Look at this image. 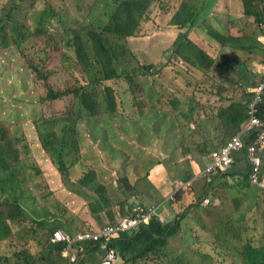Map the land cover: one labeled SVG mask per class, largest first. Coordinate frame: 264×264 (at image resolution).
<instances>
[{"label": "rangeland", "instance_id": "rangeland-1", "mask_svg": "<svg viewBox=\"0 0 264 264\" xmlns=\"http://www.w3.org/2000/svg\"><path fill=\"white\" fill-rule=\"evenodd\" d=\"M151 2L152 5L147 11L146 17L142 19L136 37L127 41V47L134 60L128 54L124 56L122 62L119 64L120 71L125 70L129 75H132L138 70L137 64L143 67H153L149 72H146L144 76L138 77V85L133 87L135 94L140 97V103L152 107L153 101L157 97L155 83L161 82L162 67L166 64H171L173 68L176 67L174 64L176 63L177 68L169 69L173 72V75L177 76V79L178 75H186L185 77H179L181 81L179 96L187 101L194 97L209 101L212 92L215 91L212 88L213 72L215 69L210 73L203 72L204 74H198V72L195 71L197 69L193 67L188 68L180 59L173 58V44L181 33L187 32L186 29L180 30L178 26H173L174 17L179 16L184 10L191 12L192 16L196 15L203 8L206 0H151ZM233 2L238 3V7L235 8L238 9L237 15L240 17L243 16L246 19L242 21L241 19L236 20L233 18L232 21L231 18H220L219 15H214L212 18L208 17L207 24L209 25L210 33H215L212 28H214V20H216L219 22L218 26L222 27V32L224 31L225 34H229L231 30L235 29V33L244 35V42H240V40L231 41V47L233 49H238L235 48L237 46L241 48L245 47V45L251 47L252 44H258L256 40L254 42L252 38L254 35L260 33L258 30L259 23H257V18L245 15V10L242 9L241 6V0H233ZM111 4V0H26L25 2L23 0H0V20L2 21V23H0V31L3 30L0 34V122L3 123L2 125L0 124V138H2L3 133L6 132L7 138L13 140L8 129L12 130L15 135H17L21 131L18 129L21 128V138L26 142L27 137L23 135L26 133L32 146L37 150L41 142L36 132L35 121L44 116H54L66 112L72 108L74 102L73 96H68L65 99L49 104L42 101L44 92L40 90H38V92L36 90L34 86L35 77H33V72L29 67L28 61L16 44V35L13 33V30L7 27L9 21L8 14L11 12L16 13L18 24L24 26L26 36H29L33 41L44 36H55L60 40L61 44L67 46L72 39L70 32H77L82 29L88 52L92 54V48L88 40L89 29L92 28L97 30L99 24L103 26L108 24L109 19L105 16V13L108 12L107 9ZM48 8H51L50 10L61 15L63 21H65V27L60 25L56 19H52L44 24L42 30L38 32V24L36 21L39 15L48 10ZM213 9L215 13V9H221L222 11L228 9L227 1L216 0ZM244 22L246 23V28L243 30L238 29L237 24ZM4 27H6L5 30ZM203 29L200 37H204V42L200 41L198 44L201 49L210 54V51L214 50V48L210 46L213 42L212 37ZM105 38L109 44L119 49L112 35L105 36ZM221 45L223 48L226 46L225 44ZM259 48V45L254 47L253 54L251 55L234 51V54L237 56L241 55L244 59L249 61L250 70L248 72L252 76V81L249 85L248 94L253 93L254 85L262 78L261 73H254L256 64L264 66V52L263 54H259ZM216 55L217 53L210 54L209 57L216 58ZM232 59L239 65V62L235 58ZM212 60L214 61L215 68H217L216 66L219 61L215 59ZM140 68L141 67H139V70ZM177 70H182L183 74L177 73ZM225 70H229L227 65ZM49 71L51 76L50 83L55 90L75 88L86 80L82 74V68L78 65L71 49H66L64 60L62 62L56 61L53 63ZM195 75H199V86L195 85ZM233 81V98L236 99L234 96H247L248 94L244 90L245 86L244 88L240 86L238 78H234ZM115 82L116 81L108 82V84L116 86L117 84H115ZM120 82L126 84V92L119 96V99L128 100L131 96L130 92L127 91L129 89V84L125 79L120 80ZM162 94L165 95L163 92ZM168 108L167 113L150 112L147 114L155 120L170 119L171 116H174L173 112L175 108L172 106H168ZM184 109L185 107H182L176 115L181 114ZM190 114L191 117H194L193 111H190ZM100 117L103 118L99 122L95 121L96 125L93 124L92 119L83 118L80 121L83 125L81 126V135L79 138L82 156L97 170L98 181L114 186L116 191L119 179H127L126 175L137 178L135 173L124 172L126 165L131 166V172L132 167H136L138 170L140 167L144 170L142 174L151 173L147 171L155 166L153 163L154 157L143 154L142 149L133 148L128 142V138L134 135V130L143 134L145 127L160 129L161 125L158 124L159 121L151 125L142 123L131 128V124L127 126L122 124L120 127L115 124L123 122L122 117L124 116L109 118L108 115L102 114ZM114 118H117V120H114ZM97 124H101L108 133H112L114 129V133L120 129L123 130L120 132L119 136L117 134H111V137L106 139L104 128ZM171 128L172 126L168 125V129L171 130ZM192 139H194V136H192ZM161 150L162 149H160V151ZM202 150L204 151V148ZM138 154L143 155L136 156ZM12 160H17L16 156H14ZM177 160L178 157L176 156H171L169 160L166 159V162L171 164V168L174 171H180V165L175 163ZM196 164L199 165L200 162H196ZM21 167L27 172L29 171L28 165L26 166L25 163L21 164ZM120 168H123L122 172L119 171ZM45 170L50 172V174L45 176L43 172V177L39 179V182H42L37 185V177L32 175L29 176L30 180L35 184L33 187L34 190L36 192L41 190L40 198L36 196L39 199L38 203L36 204L35 200H31L28 203V209L31 211L29 213H31L32 216L39 215L45 218V207L47 208L49 206L51 209H55L62 217L67 218L69 220L67 222H71L70 220H72L70 215L74 217L76 221L72 220L73 227L71 228L74 232L77 230V227L74 225H79L77 221H82L88 216L89 208L99 206L98 212L96 213H101L103 209L100 204L103 201L102 198H105V200L109 202L112 201L107 195V191H103L102 187H91L90 189L82 190L79 187H73L70 183L65 184L57 168L55 169L52 163H48ZM14 171H16V174L11 173L10 175H6V177L12 176L10 180L12 184L18 183L19 177L23 174L25 175V173L20 172L19 169ZM34 171L36 172V168ZM53 173L56 174L55 178H52ZM194 175L182 176V178L188 180V177H193ZM87 176L88 172L84 174V177ZM49 181H53V183L49 184ZM127 181L128 180H125L124 183ZM198 182H202V179L198 180ZM19 186L18 184L13 186L16 194H18L17 187ZM175 188H178L179 194L184 190L183 188H179V180ZM234 193L238 195V190H234ZM151 194L153 199L151 201L152 205L155 207L159 206V204L154 203L155 200L153 196L157 195L154 187L151 188ZM42 197H47L49 201L42 200ZM54 200L58 202L56 207H53ZM121 201H124L123 197H115L114 202ZM196 203L197 201L193 200V205ZM65 204L68 205V207ZM203 205L204 203L202 202L199 204L198 208L190 210V213H195L196 216L194 214V218L190 217L191 221L185 223L182 227L186 233L192 235L191 242H188L186 246V259L192 258V252H196L197 244H201L200 257L202 260H206L207 257L210 256L212 260L215 258L219 261L226 258L229 264H237L239 260H241L240 255L236 257L233 251L241 252L242 250V243L240 240L235 239V236L239 237L240 231H242L243 234V239L241 240L243 243L251 241L254 245L258 246L247 233V230H240L238 227L232 230L228 229L225 220L216 219V216L210 214L212 210H208V208L211 204L207 207ZM66 210L69 212L68 215H66ZM28 215L29 214H26V216ZM105 216L106 213L93 216V219L100 222ZM159 216L163 223L172 222L167 219L165 209L160 210ZM59 217L60 216H56L57 221ZM5 218L7 219V217ZM83 225V227H86L85 223H83ZM52 226L53 225H51L50 228ZM25 228L31 230L32 222L31 224H26ZM24 230L26 229L19 230V233H21L20 235H13V238L19 242L17 243L18 247H16L10 234L6 231L2 232L3 229L0 228V233L3 237L0 243V256L2 257L0 264H29L20 256V252L28 254L33 260V254L37 253L36 245L32 242L31 244H26V241H32V239L25 240V236H23ZM196 230L200 231V234L196 233ZM194 233L196 234L194 235ZM45 238L46 236H43L42 240H45ZM29 244L30 246H28ZM182 245L181 237L177 239H173L172 237L169 239V248L167 251L168 264H173L171 259L175 256L177 247L180 248ZM216 250H219L221 253L219 257L215 254ZM52 255L53 254H51V256ZM35 258L36 264H45L36 255ZM144 261H146L145 264H159V260L155 255H152V257L150 255L148 258L142 259L138 264H143ZM180 261L183 262L182 260ZM174 264H176V261H174Z\"/></svg>", "mask_w": 264, "mask_h": 264}, {"label": "trees", "instance_id": "trees-1", "mask_svg": "<svg viewBox=\"0 0 264 264\" xmlns=\"http://www.w3.org/2000/svg\"><path fill=\"white\" fill-rule=\"evenodd\" d=\"M23 1L25 2L26 0ZM215 1L216 0H206L203 8L194 16H192L191 12L184 10L179 16L174 17L173 26H178L180 30L186 29L187 32L181 33L173 44V58L180 59L188 68L193 67L204 73H210L215 69L212 79V88L215 91L212 92L210 97H215L219 105L226 107V127L227 130L230 131V137H233L239 132L241 126L248 117L249 101H244V98L249 97V99H251L253 94H248L249 86L244 85V90L248 95L241 96L240 101L234 99L232 96V89L224 84L222 78L224 74L227 73H233L232 77L234 78L236 76L240 60L238 56L234 54V51L251 55L253 54L254 47L246 49L237 46L235 48L238 49H233L231 47V42L227 43L230 37L226 40L225 36L221 35L219 31L212 27L215 33H210L207 18H210L214 13L213 6ZM111 3V6L107 9L108 12L105 13V16L109 19L108 24L106 26L99 24L97 30L92 28L89 29L88 40L92 48V54L88 52L82 29L77 32H70L72 39L67 46H64L55 36H44L33 41L29 36H26L24 26L18 24L17 15L14 12L8 14L9 21L7 23V27H10L16 35V44L23 52L33 72L36 90L44 92L42 101L49 104L65 99L68 96H73L74 102L71 109L54 116L38 118L35 121L36 132L43 150L57 168L65 184L70 183L73 187H79L82 190H87L91 187H102L103 191H107V195L112 201L109 202L105 200V198H102L103 201L100 204L104 210L100 206L102 209L101 213H96L98 212L99 206L88 209L89 213L93 216V213H96L97 216L106 213V216L109 218L105 225L97 229L111 225L118 219L125 217L134 218L136 213L133 211V207L135 205L142 206V202L139 198L137 186H132L129 181L124 183V181L128 179H119L116 191L114 186L98 181L97 170L93 165L87 164L82 157L81 144L79 141L81 135L80 125L82 123L80 121L83 118H90L99 122L103 118L100 117V115L104 114L108 115L109 118L124 116L130 122L139 121L137 125L142 123L151 125L156 121H159L158 124L161 125V120H155L147 113H161L162 111H167L169 109L168 106L175 107L182 104L185 100L179 96L181 87L179 77H185L186 75H178L177 79V76H174L173 72L169 70L177 68V64L174 63L176 67L172 68L171 64H166L162 67L161 82L155 83L157 97L153 101V106L148 107L146 104L142 105L140 103V97L135 94L133 87L138 85L137 78L144 76L146 72H149L153 67H143L137 64V72L129 75L125 70L120 71L119 64L127 54L134 60L127 47V41L136 37L142 19L146 17L152 2L151 0H111ZM242 4L246 16L257 18L259 28V25L263 23L264 19V0H242ZM50 9L51 8H48V10L39 15L36 21L38 24V32L42 30L44 24L52 19H56L60 25L65 27V21H63L61 15ZM0 23H2L1 20ZM200 25H203V30L207 31L212 39L221 44H225V47L231 48V50H233V56L230 57L227 48L224 47L221 52L216 55V58H212L211 56L210 58L207 52L189 40L191 32L200 29ZM5 29L6 27H4V30ZM1 32H3V30L0 31V34ZM109 35L114 37V42L118 45L119 49L107 42L105 36ZM66 49L72 50L78 65L82 68V74L86 80L75 88L55 90L50 83L51 76L49 68L56 61L62 62L64 60ZM263 52L264 51H262V54ZM232 58H235L239 62V65H237ZM212 59L219 61L216 66L217 68H215ZM226 65L229 68L228 71L225 70ZM139 67H141L140 70ZM177 73L183 74L182 70H177ZM122 79H125L129 84V89L127 91L130 92L131 96L128 100L119 99V96L126 92V84L120 82ZM114 81H116V86L108 84V82ZM231 85L232 88H234L233 80ZM162 92L165 93V95H163ZM225 92H230V95H225ZM191 100L199 103L196 97L191 98ZM208 106H210L209 101H207L205 108ZM223 115L224 113L222 110L221 116L223 117ZM0 124L2 125L3 123L0 122ZM8 130L13 140L7 138L6 132L3 133L2 138H0V190L3 189V187H1L2 173L9 170L10 164L8 161L14 157L11 151H14L17 160L24 158L22 163L37 167L35 157L32 155V151L30 152L31 142L28 135L26 133L23 134L27 137L26 142H24L20 134L22 132L21 128L18 129L21 130L20 132L17 130L19 132L17 135H15L12 130ZM160 130L161 127L160 129L145 127L144 133L142 134L140 132V134L142 137L157 133L159 135L161 133ZM256 134L257 133H254L250 139L252 140L255 138ZM87 172L88 176L84 177V174ZM217 178L218 177H214L208 180L204 175L198 174L195 178L188 177V180L182 178L179 179V181L188 184L187 188L190 190L193 188L191 187L193 183L202 179L206 186L203 194L204 198H210ZM116 196L123 197L124 201L114 202ZM42 200L49 201L47 197H42ZM201 200L202 197L197 200L195 205H191L186 211L179 213L178 218H176L174 222L163 223L158 219L152 218L149 224L144 225L136 231L120 234L107 245L104 244V242L86 244L85 251L80 252L83 254L78 263L85 264L88 251L94 249L98 250L97 248L101 247L105 248V250L114 249L117 256L122 259L123 264H137L150 255L151 257L155 255L159 260V264H163L169 248V239L174 237L182 227L181 223L183 217L190 213L191 208H198L199 204H201ZM54 202L55 204L58 203L57 200ZM115 204L119 206L118 212L120 218L118 219L117 215H115L112 210ZM67 221L69 220H59L56 225H53L49 229L45 240H42V234L39 235L36 245L37 253L33 254V260L28 254L23 252H20V256L29 264H36L35 255L45 264H52L53 261L54 264L61 261L63 245L54 244L52 242L54 231L61 229L65 233L74 235L76 231L80 230L77 228V230L73 232L71 230L73 221ZM46 223L47 222L41 221L39 222V226L45 228ZM0 228L6 230L5 223L2 224ZM23 236H25L24 232ZM25 240H31V236H25ZM27 243L31 244V241H26V244ZM30 244L28 246H30ZM15 246L18 247L17 244H15ZM233 252L237 256L240 255L241 262L239 264H264V246H256L251 241H248L243 244L241 252H236L235 250ZM51 254L53 255L51 256ZM1 259L2 257L0 256V260ZM181 260L188 264L185 260Z\"/></svg>", "mask_w": 264, "mask_h": 264}, {"label": "crops", "instance_id": "crops-1", "mask_svg": "<svg viewBox=\"0 0 264 264\" xmlns=\"http://www.w3.org/2000/svg\"><path fill=\"white\" fill-rule=\"evenodd\" d=\"M226 1L228 9L224 11H222L221 9H215L216 13L214 12L210 18H212L214 15H219L220 18H231L232 21L233 18L236 20L241 19L242 21H244L246 19L245 17H240L237 15L238 9L235 8L238 7V3L233 2V0ZM218 23L219 22L214 20V28L219 31L221 35L225 36L226 40L230 37V39L233 40L241 39L240 42L245 41L243 38L244 35L235 33V29L231 30L229 34H225L224 31L222 32V27L218 26ZM237 27L238 29L243 30L244 28H246V23H238ZM203 28V25H201L200 29L194 30L189 35V40H191L198 46V43H200V41L204 42V37H200L202 35ZM260 36L261 35L258 33L254 35V37H252L254 39L253 41L255 42L256 40V42H258L259 44H252L251 47L245 45V47L243 48L249 49L260 45L259 54H261L264 48V42L258 40ZM212 41L213 42L210 46L211 48H214V50H211L210 54H218L223 48L219 42L213 39ZM227 51L229 52L230 57H232L233 50L227 47ZM238 58L240 60V65L238 67L235 78H238L240 86L244 88V85H250L252 81V76L249 72H247V70H250L249 61L244 59L241 55H239ZM263 69V65L259 66L256 64L254 73L260 74L263 72ZM195 71H197L198 74H204L202 71ZM232 76L233 73L224 74L222 80L226 86L232 89L233 93L231 82L234 77ZM198 82L199 75H195V85L199 86L200 84ZM225 95L229 96L230 92H225ZM196 98L199 103L191 99H189L188 101L185 99L182 104L175 106V110L173 112L174 116H171L170 119L161 120V133L159 135L157 133L142 137L139 131L133 129L135 132L134 135L128 138V142L133 148L142 149L143 154L151 155L152 157H154L153 163L155 164V166L147 171L151 173L142 174L144 170L140 167L139 170L136 167H132L131 172L130 165H126V168L124 170V172L135 173L137 175V178H132L129 175H126V178L132 186H137L140 201L146 206L152 205V187L156 189L157 193L156 196H153L155 200L154 203H162L163 200H165L169 195L174 192L177 181L179 179H182V176H191L194 174L195 175L192 178L198 176V174L201 172V170L204 169L206 164L210 162V153L213 150L220 149L221 146L224 145V143L231 138L230 131H228L226 127V107L219 105L216 98L211 97L209 100L210 106L205 108L207 101L198 97ZM235 98L239 101L241 100L240 96H235ZM247 99H249V97L244 98V101H246ZM182 107H185V109L182 111L181 114L176 115L182 109ZM222 110L224 113L223 117L221 116ZM190 111H193L194 117H191ZM161 113H167V111H162ZM92 120L93 124H95L96 120ZM114 120H117V118H114ZM122 121L123 122L119 124L115 122L114 123L119 127L122 124L124 126L131 124V128H133L139 123V121L130 122L125 117H122ZM82 125L83 123L80 125V132ZM97 125L102 126L101 124ZM168 125L172 126L171 130L168 129ZM122 130L123 129H120L116 133H114V129L112 133H108L107 130L104 128L105 137L106 139H108L111 137V134H117L119 136ZM192 136H194V139H192ZM246 142H250V140L247 139ZM203 148L204 151L202 150ZM160 149L162 150L160 151ZM31 151L32 155L35 157V160L37 162V167L30 165L28 166L29 171L27 172L21 167V164H23L22 160L24 158H22L21 160L10 159L8 161L10 164L9 170L3 172L1 176V187H3V189L0 190V225L5 223L6 230L3 229L2 232L6 231L10 234V236L14 240V245L19 242L15 238H13V235H20L19 230L25 229L26 224H31L32 222L33 228L32 230H24L23 232L25 233V236H31V242L37 245L39 235L42 234L43 236H46L51 225H56L59 220H68L67 218H64L60 214H58L55 209H51V207L49 206L47 208L45 207V218L39 215L32 216L31 213H29L31 212L28 209L29 201L35 200L37 204L39 201L38 198H40L41 194V190L39 192H36L34 190L33 187L35 184L30 180L29 176L32 175L37 177L36 185L38 183H41L42 181L39 182V179L43 177V172L45 176L50 174V172H47L45 169L47 168L48 163H52L47 153L43 150L41 144L37 148V150H35L31 144L30 152ZM11 154L15 156L14 151H11ZM143 154H138L136 156H141ZM171 156L178 157V160L175 163H178L180 165V171H174L171 168V164L169 162H166V159L169 160ZM83 160L87 164H91L84 157ZM234 160L235 163L230 171L216 176L218 178L215 180L212 195H210L211 206H209L208 210H212L210 214L216 216V219L225 220L228 229L232 230L238 227L240 228V230H247V233L250 235L252 240L258 244V246H264V192L259 190L254 185L250 184V182L248 181V163L245 157V152L239 151L234 153ZM196 162H200V164L198 165L196 164ZM35 168L36 172L34 171ZM54 168L56 169L55 166ZM16 169H19L20 172H24L26 176L23 174L21 177H19L18 183L12 184L10 182L12 176L6 177V175H10L11 173L16 174V171H14ZM119 171L122 172L123 168H120ZM55 175L56 174L53 173L52 178H55ZM52 183L53 181H49V184ZM17 184L18 186L20 185L19 187H17L18 194H16V191L13 189V186ZM191 187L193 188L190 190L188 188L184 189L175 202L170 201L166 204L164 209L168 220L174 222L176 218H178L179 213L186 211L189 206L193 205V200L197 201L199 198L202 197V203L204 198L203 194L206 189L204 182L202 181L199 183L197 181L193 183ZM234 190H238V195L234 193ZM66 206L68 207V205ZM53 207H56L55 202ZM118 209L119 206L116 204L112 207L114 214L117 215V219L120 218ZM193 209L196 208H191V210ZM26 214L29 215L26 216ZM68 214L69 212L68 210H66V215ZM194 214L189 213L183 217L181 223L182 227L185 223L191 221L190 217L194 218L196 216V214L195 216H193ZM56 216H60L58 221ZM94 216H96V214H94ZM5 217H7V219ZM70 217L72 218V220L76 221L72 215H70ZM108 219L109 218L105 216L103 219H101L100 222L95 221L93 219V215H91L88 210V216L82 221H77L79 225L74 226H76L80 230L88 227L98 228L105 225ZM41 221L47 222L45 225L46 228H41L39 226V222ZM83 223L86 224V227H83ZM182 227L173 237V239L181 237L183 243L180 248L177 247L176 254L171 259V262L173 264L174 261H176V264L184 263V261H180L181 259L185 260V262H187L188 264H229L226 258L224 260L218 261L215 258H213L212 260L209 256L206 260H202L200 257L201 244H197L196 252H192V258L186 259V246L188 242H191L192 235L186 233V231L183 230ZM196 233L200 234V231L196 230ZM196 233H194V235ZM2 239L3 237L0 233V243L2 242ZM235 239H238L240 240V242H242V231H240L239 237L235 236ZM97 249L98 250L94 249L88 251L85 264H100V261H102L101 259H103L105 256L104 252L106 253V250L105 248L101 247ZM215 254L217 255V257H219L221 253L219 250H216ZM167 259L168 255L165 256V262L163 264H168ZM145 263L146 261L143 262V264Z\"/></svg>", "mask_w": 264, "mask_h": 264}, {"label": "built area", "instance_id": "built-area-1", "mask_svg": "<svg viewBox=\"0 0 264 264\" xmlns=\"http://www.w3.org/2000/svg\"><path fill=\"white\" fill-rule=\"evenodd\" d=\"M259 28L264 30V21L259 25ZM261 41L264 42V38ZM249 117L250 122L241 133L232 138L221 150L212 152L211 163L203 172L208 180L222 172H227L234 165V153L245 150L249 165V180L253 185L264 190V70L261 82L255 87L254 96L249 106ZM254 132L257 133L256 137L252 142H246ZM187 185L179 182V188ZM174 199L175 193L164 203ZM164 203L160 205L161 207L152 206L149 208L135 205L133 207V211L136 213L134 218L118 219L115 223L103 228L81 230L74 235L65 233L62 230L54 231L52 242L63 245L62 256L64 262L59 264H78V250L76 249L78 247L84 248L85 244L99 242H104L107 245L118 235L136 231L149 224L152 218L161 219L159 212ZM205 204H209V200H206ZM121 262L122 259L117 256L114 249H106L101 264H120Z\"/></svg>", "mask_w": 264, "mask_h": 264}, {"label": "clouds", "instance_id": "clouds-1", "mask_svg": "<svg viewBox=\"0 0 264 264\" xmlns=\"http://www.w3.org/2000/svg\"><path fill=\"white\" fill-rule=\"evenodd\" d=\"M241 3H242V0H241ZM242 7H243V4H242ZM263 21H264V19H263ZM258 30H259V34L261 35L259 38H258V40L259 41H261V39L262 38H264V30H261L260 28H258ZM214 40V39H213ZM216 41V40H215ZM229 42H231V41H233V39L231 40H228ZM229 42H227V43H229ZM220 45H221V43H220ZM222 46V45H221ZM222 48H223V46H222ZM263 51H264V48H263ZM264 70V69H263ZM262 74V77H263V72L261 73ZM261 80H262V78L257 82V84H255V86H254V90H253V96H254V92H255V87L261 82ZM253 96H252V98H253ZM252 98L251 99H247V100H249V104H248V117H247V119H246V121L243 123V125L241 126V128H240V130H239V132L235 135V136H237L239 133H241L242 132V130H244V127L247 125V124H249V122H250V117H249V106H250V104H251V101H252ZM249 132H251V131H249ZM255 133V132H254ZM254 133L251 135V137L254 135ZM235 136H233V137H231L227 142H225L224 143V145H222L221 146V148L220 149H216V150H221L225 145H227V143L229 142V141H231V139L232 138H234ZM254 139V138H253ZM252 139V140H253ZM249 140H250V142H252V140L249 138ZM249 142V143H250ZM216 150H213V151H216ZM212 151V152H213ZM241 151H244L245 152V150H241ZM212 152L210 153V162L208 163V164H206V166L204 167V169L203 170H201V172L199 173V174H201V175H204L203 174V172H204V170L208 167V165L211 163V155H212ZM239 152V151H238ZM245 154H246V152H245ZM246 157V156H245ZM233 158H234V155H233ZM246 160H247V158H246ZM235 161V160H234ZM235 163V162H234ZM247 163H248V161H247ZM233 167V166H232ZM232 167L228 170V171H230L231 169H232ZM227 171V172H228ZM224 173H226V172H222V173H220V174H224ZM219 174V175H220ZM247 178H248V181L250 182V180H249V165H248V173H247ZM180 182V181H179ZM250 184H252L251 182H250ZM253 185V184H252ZM255 186V185H254ZM188 187V185L187 186H185V187H183V189H186ZM255 187H257V186H255ZM258 188V187H257ZM259 190H261V191H263L264 192V190H262V189H260V188H258ZM175 193V199L174 200H170L171 202H175L177 199H178V197H179V191H178V188L176 189L175 188V190H174V192L171 194V195H169L165 200H163V202L162 203H160L159 204V206L161 205V204H163L165 201H167V200H169V198L173 195ZM206 200H209V204H205V201ZM170 201H168V202H166V203H164V205H163V207L161 208V209H164V207L166 206V204L167 203H169ZM203 203H204V205L205 206H208V205H210V198H208V197H205L204 199H203V201H202ZM153 205H151V206H146V205H144V204H142V207H144V208H149V207H152ZM161 207V206H160ZM158 220H160L161 221V219H158ZM87 229H97V228H93V227H88V228H86V229H84V230H87ZM59 230H61V229H59ZM81 230H83V229H81ZM81 230H79V231H81ZM63 231V230H62ZM78 231H76V233H77ZM75 233V234H76ZM72 235V234H71ZM242 243V242H241ZM244 243H242V245H243ZM62 245V244H61ZM86 245V244H85ZM85 248V247H84ZM84 248H76L77 250H78V259L80 260V258L82 257V254L80 253V252H84L85 251V249ZM63 250V249H62ZM237 252V251H236ZM234 255L237 257V255L234 253ZM62 262H64V258H63V256H62V251H61V261H59L57 264H59V263H62ZM241 262V260H239V262L237 263V264H239ZM122 263V262H121ZM79 264V263H78ZM100 264H101V261H100Z\"/></svg>", "mask_w": 264, "mask_h": 264}]
</instances>
